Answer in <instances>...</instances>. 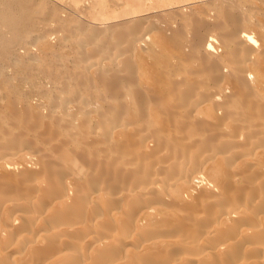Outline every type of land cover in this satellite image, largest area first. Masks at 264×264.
Segmentation results:
<instances>
[{"label": "bare ground", "instance_id": "1", "mask_svg": "<svg viewBox=\"0 0 264 264\" xmlns=\"http://www.w3.org/2000/svg\"><path fill=\"white\" fill-rule=\"evenodd\" d=\"M189 1L188 37L120 19L102 67L58 57L35 96L0 66V264H264V1ZM27 5L0 3V40Z\"/></svg>", "mask_w": 264, "mask_h": 264}, {"label": "rangeland", "instance_id": "2", "mask_svg": "<svg viewBox=\"0 0 264 264\" xmlns=\"http://www.w3.org/2000/svg\"><path fill=\"white\" fill-rule=\"evenodd\" d=\"M25 3H27L28 5L27 6H29L31 9H33L34 10V12L33 11H30V13H28V17H31L32 18V23H31V25H30V29L28 30V31H26V32H22V38H23V40H22V38L20 39V40H17L16 41V39L14 38V33L13 32H11L9 29H7V28H4V27H2L1 28V31H2V36H3V38L0 40V66H2V70L4 71V70H6V71H4V73L5 72H7V75H8V77H9V79L13 82L14 81V83L13 84H15V83H19V86H20V88H21V90H22V92H24V93H32V95H34L35 96V93L39 90V88H40V85H41V83L39 82V80H43V77L41 76V74H39L37 71H35L38 67H40V66H43V65H46V64H51V65H53V64H55V62H57V61H59L58 63H56L55 65H61V66H63L64 67V65L66 66V64L68 65L67 67H69V66H71V67H69V68H72V66L73 65H79V64H81L82 62H79V60H81V61H83V63L85 62L86 64H92V66H103L104 65V59H106V58H103L104 56H106V54L108 55V54H110L108 51L111 49V47L110 46H112L113 45V43H114V37H113V32H112V30L111 29H109V27L108 26H110L112 23L113 24H115V22L117 23V21L119 22V21H121L122 19H123V21H126L127 19H132V18H134V16H135V18H136V16H138V18H141V17H145V15H152V13L154 14V12L155 13H157V14H155V15H152V18H153V20L155 19V21L156 22H168V21H173V23L174 24H178V23H180V27H181V31H182V34H183V36H185V37H188L191 33H190V31H191V28H190V23L189 22H186L185 20L186 19H183V15H184V12H186L185 11V8H183V7H185L186 5H190V1L189 0H185V2L184 3H181L182 5H179V7L177 8V6H174L173 7V9H183V10H172L171 11V13H170V11L168 12V11H166V9L168 10L169 8H171L170 6L169 7H167V5L165 4L166 3V0L165 1H155V0H149V1H147V0H136V1H138V2H136L135 0H23ZM48 1V2H47ZM72 1V3H70ZM96 1V2H95ZM106 1L108 2V4L106 3ZM114 1V2H113ZM147 1V2H146ZM152 1V2H151ZM202 1H205V0H202ZM225 1H228V2H237L238 0H219V2H225ZM240 1V0H239ZM249 1V0H248ZM250 1H253V2H263L264 0H250ZM11 2V0H0V3H10ZM46 2V3H45ZM64 2V3H63ZM76 2V3H75ZM81 2V3H80ZM122 2H124V3H122ZM158 2V3H157ZM163 3L164 5H160L161 3ZM38 3H39V5H38ZM51 3V5L49 6V4ZM59 3V4H58ZM78 3V4H77ZM117 3H118V5H117ZM138 3V4H137ZM148 3V4H147ZM157 3V4H156ZM57 4H58V6H59V8H57ZM64 4V5H63ZM97 4V5H96ZM101 4H103L102 5V7L100 6ZM112 4V5H111ZM123 4H125V5H123ZM134 4H135V6H134ZM159 4V5H158ZM200 4H202V3H200ZM46 5H48V6H46ZM61 5V6H60ZM117 5V6H116ZM137 5V6H136ZM203 5H204V7H210L209 5L210 4H208V3H203ZM46 6V7H45ZM75 8H74V7ZM77 6H78V8L79 9H76L77 8ZM81 6V7H80ZM147 6V7H146ZM167 7L166 9H165V7ZM43 7V8H42ZM51 7V8H50ZM67 7V8H66ZM111 9H110V8ZM150 7V8H149ZM163 7V8H162ZM45 8H47L48 10L50 9V10H52V11H47V9H45ZM69 8V9H68ZM92 8H94V9H92ZM105 8H106V10H105ZM131 8V9H130ZM146 8V9H145ZM30 9V10H31ZM57 9V10H56ZM60 9V10H59ZM61 9H64V11H62ZM81 9V10H80ZM98 9V10H97ZM111 10V11H109V10ZM141 9V10H140ZM148 9V10H147ZM162 10V11H160V10ZM42 10H45V11H42ZM54 10V11H53ZM69 10V11H68ZM72 10V11H71ZM82 10H84V11H82ZM90 10V11H89ZM96 10V11H95ZM99 10H101V11H99ZM104 10H105V12H106V14H105V12H104ZM116 10V11H115ZM127 10L129 11V12H127ZM136 10V11H135ZM137 10H139V11H137ZM153 12H152V11ZM92 11V12H91ZM119 11V12H118ZM135 11V12H134ZM150 11V12H149ZM173 11H175V12H173ZM50 14V16H48V14ZM50 12V13H49ZM53 12V13H52ZM66 12V13H65ZM69 12V13H68ZM73 12V13H72ZM102 12V13H101ZM142 12V13H141ZM162 12H164V13H162ZM165 12H167V13H165ZM190 12V11H189ZM196 12V11H195ZM40 13H43V14H46L45 16L44 15H42V14H40ZM62 13V14H61ZM68 13V14H67ZM148 13V14H147ZM65 16H64V15ZM80 14V15H79ZM87 14V15H86ZM143 14V15H142ZM163 14H166L165 16L163 15ZM171 14V16H169ZM173 14V15H172ZM36 15V16H35ZM37 15H38V18H37ZM62 15V16H61ZM125 15V16H124ZM175 15V16H174ZM198 15V14H197ZM43 16V17H42ZM46 16H48V17H46ZM75 16V17H74ZM79 16V17H78ZM81 16H83L82 18H81ZM87 16V17H86ZM132 16V17H131ZM174 16V17H173ZM177 16V17H176ZM130 17V18H129ZM162 18L161 20H159L158 21V19L159 18ZM164 17H168L167 18V20H166V18H164ZM40 18V19H39ZM66 20H65V19ZM73 18H75V19H73ZM82 19V21H80L81 19ZM98 18H99V20H98ZM146 18V17H145ZM151 18V19H152ZM54 19V20H53ZM57 19V20H56ZM58 19H60V20H58ZM80 19V20H79ZM85 19V20H84ZM87 19V20H86ZM121 19V20H120ZM125 19V20H124ZM176 19V20H175ZM179 19V20H178ZM181 19V20H180ZM41 20H43V21H41ZM62 20L64 21V22H62ZM70 20V21H69ZM83 20H84V23H83ZM55 21H56V25H57V27H58V29H54L55 27H56V25H54L55 24ZM60 21V22H59ZM66 21V22H65ZM68 21L70 22V23H68ZM80 21V22H79ZM129 23H133V21H131V20H127ZM131 21V22H130ZM179 21V22H178ZM75 22H77L78 24V26H79V24H80V26L79 27H77V25L75 24ZM127 22V23H128ZM50 23V24H49ZM52 23H54L53 24V27H52ZM90 23H92V24H90ZM108 23V25H107V27L106 26H104L105 24H107ZM111 23V24H110ZM64 24V25H63ZM66 24V25H65ZM76 25V27L74 26V25ZM81 24H82V26H81ZM144 24H146V23H144ZM40 25V26H39ZM48 25H50L49 27H48ZM61 27H60V26ZM70 25H71V28H70ZM85 25V26H84ZM92 25V26H91ZM95 25H98V27H96ZM102 25V27H103V29L105 30H103L102 29V27L101 28H99L100 26ZM43 26H44V29H45V31H44V29H43ZM84 26V27H83ZM90 26H91V28H90ZM125 26V25H124ZM185 26L188 28H185ZM46 27H47V29H46ZM52 27V28H51ZM56 27V28H57ZM75 28V29H73V28ZM80 27H81V29H80ZM88 27H89V30H88ZM93 27V28H92ZM127 27V26H126ZM96 28H98V29H100V30H97ZM71 29H73V30H71ZM79 29H80V31H79ZM104 31L103 33H102V30ZM188 31H187V30ZM60 30H62V31H60ZM95 30L96 31H98L99 33H100V31H101V35L100 34H98L97 36L96 35H94L96 32H95ZM190 30V31H189ZM40 31V32H39ZM64 31H65V34H64ZM82 31H83V33H82ZM93 31H94V33H93ZM29 32L30 33H32V34H29ZM34 32V33H33ZM41 32H44V34H40ZM45 32H47V33H45ZM78 32V33H77ZM189 32V33H188ZM28 33V35H26ZM70 33V34H69ZM75 33V34H74ZM93 33V34H92ZM105 33V34H104ZM8 34V35H7ZM37 34V35H36ZM66 34L68 35V37L66 36ZM74 34V35H73ZM76 34H77V37H75L76 36ZM97 34V33H96ZM105 36H104V35ZM39 35V36H38ZM74 36L73 38H72V36ZM80 35V36H79ZM83 35V36H82ZM85 35H86V37L87 38H85ZM100 35V36H99ZM27 36H29V37H27ZM36 38L37 36V38H36V40H35V38ZM67 38H66V37ZM78 36H79V38H80V41L78 42V44L76 43L79 39H77L78 38ZM91 36V39L89 38ZM104 36V37H103ZM31 37H32V39H31ZM43 37L45 38L44 40H43ZM47 37V38H46ZM83 37V38H82ZM94 37V38H93ZM96 37H98L97 39H96ZM82 38V39H81ZM92 38H93V40H92ZM101 38V39H100ZM105 38H106V40H105ZM28 39V40H27ZM48 39V41H46ZM71 39H73V42L71 41ZM77 41H76V40ZM113 41H112V40ZM83 42H82V41ZM99 40H104V41H106L107 42V44L105 43V45H106V47L107 48H105L104 49V47L105 46H101V44H98V41ZM108 40V41H107ZM44 41L46 44L44 45L45 46V48H42V46H41V43ZM85 41V42H84ZM86 41H88L87 43H89L88 45L90 46V45H92V43L94 44L95 42H93V41H96L97 43H95V44H97L98 46H96L95 44L94 45H92L93 46V49H92V46H90L91 48L89 49V50H91V52H93V53H91L89 50H88V46H87V43H86ZM91 42V44H90V42ZM27 42V43H26ZM30 42H34V43H30ZM41 42V43H40ZM43 42V43H44ZM110 42H112V44L110 43ZM7 43V44H6ZM36 43V44H35ZM70 43V44H69ZM73 43V44H72ZM83 43V45H84V48L82 47L83 45H81ZM11 44V45H10ZM29 44V45H28ZM35 44V45H34ZM80 44V45H79ZM14 45V46H13ZM39 45H40V47H39ZM69 45V46H68ZM71 45V46H70ZM72 45H74V46H72ZM76 45V46H75ZM108 45V46H107ZM9 46H11V47H9ZM50 46V47H49ZM52 46V47H51ZM82 48H81V47ZM34 47V48H33ZM39 47V48H38ZM76 47V48H75ZM81 48V50L80 49H78V48ZM87 47V49H85ZM95 47H98V49L97 48H95ZM110 47V49H108ZM21 48V49H20ZM33 50H32V49ZM42 48V49H41ZM49 48V49H48ZM100 48V49H99ZM17 49V50H16ZM31 49V50H30ZM57 49V50H56ZM74 51V54H73V52H72V50ZM75 49H76V52H75ZM94 49H96V50H99V53L96 51V50H94ZM104 51V50H106L105 51V53L104 52H102V50ZM24 52H23V51ZM30 50V51H29ZM37 50V51H36ZM79 50L80 51H82V50H84V53L83 52H79ZM22 51V52H21ZM29 51V52H28ZM35 51V52H34ZM68 51V52H67ZM94 51H96L95 53H94ZM113 51V50H112ZM72 52V55L70 54ZM78 52V53H77ZM86 52L87 53H89L90 52V55H88L89 57H87L86 55ZM26 55H25V54ZM31 53H33V55L31 54ZM38 53V54H37ZM82 53H83V55H82ZM28 54H31L30 56L28 55ZM53 54H55V55H57V56H55V55H53ZM79 54V55H78ZM93 56H92V55ZM96 54V55H95ZM113 54H114V52H113ZM11 56V58H10V56ZM34 55H36L35 57H34ZM60 55V56H59ZM64 55H66V57L64 56ZM71 55V56H70ZM73 55H74V57H75V55L77 56L76 58L77 59H75L74 57H73ZM111 55V54H110ZM9 56V57H8ZM24 56V57H23ZM56 58H55V57ZM83 56H84V58H83ZM85 56H86V60H85ZM91 56V57H90ZM7 57H8V59H7ZM27 57V58H26ZM30 57H31V59H30ZM58 57H59V60H57L56 61V59H58ZM62 57V58H61ZM70 57V58H69ZM71 57H73V58H71ZM79 57H82L83 58V60L82 59H80ZM12 60V58H14L12 61L10 60V59ZM36 58H38V60H40L39 62H38V60L36 59ZM93 58V59H92ZM100 58V59H99ZM102 58V59H101ZM3 59V60H2ZM17 61H16V60ZM19 59V60H18ZM29 59V60H28ZM48 59V60H47ZM72 59H73V61H72ZM79 59V60H78ZM36 60H37V62H36ZM68 60V61H67ZM74 60H76V61H74ZM102 60H104V61H102ZM10 61V62H9ZM20 61V62H19ZM55 61V62H54ZM19 62V63H18ZM23 62V63H22ZM63 64H61V63ZM71 62V63H70ZM74 62V63H73ZM11 63V65H9ZM60 63V64H59ZM65 63V64H64ZM78 63V64H77ZM101 63H103V64H101ZM4 64V65H3ZM14 64V65H13ZM70 64V65H69ZM106 64V63H105ZM24 65H28V66H30V67H32V69H33V71L32 72H30V74H23V73H25V71H22L23 70V66ZM101 66V67H102ZM12 69H11V68ZM15 67H19L18 69L17 68H15ZM74 67V66H73ZM76 67V66H75ZM10 68V69H9ZM13 69H17V72L15 71V70H13ZM8 70H10V71H8ZM11 70H13L14 72H16V73H13V74H11L13 71H11ZM21 72V73H19V71ZM10 73V74H9ZM17 73H18V76H17ZM22 75V77H19V76H21ZM25 75V76H24ZM19 77V78H17V77ZM28 77H32V79L33 80H36L37 82L35 83V84H32L31 85V81H32V79H31V81H26L25 79H27ZM12 78V79H11ZM21 80V81H20ZM22 80L24 81V82H22ZM40 83V85H39V83ZM30 83V84H29ZM38 83V84H37ZM31 86V87H30ZM39 86V87H38ZM36 88H38L37 90H36ZM26 89V90H25ZM28 91H30V92H28ZM33 91H35V92H33ZM56 93H60V94H65V92H61V91H59V90H57L56 91ZM43 99L45 100V96L43 97ZM0 104H1V102H0Z\"/></svg>", "mask_w": 264, "mask_h": 264}]
</instances>
